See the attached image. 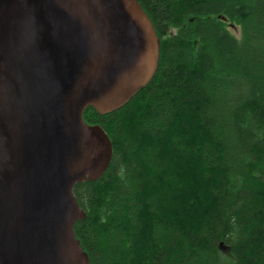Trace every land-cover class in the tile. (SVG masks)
<instances>
[{
	"label": "trees",
	"instance_id": "trees-1",
	"mask_svg": "<svg viewBox=\"0 0 264 264\" xmlns=\"http://www.w3.org/2000/svg\"><path fill=\"white\" fill-rule=\"evenodd\" d=\"M138 2L157 69L118 109L84 112L114 151L75 187L76 236L91 264H264V0Z\"/></svg>",
	"mask_w": 264,
	"mask_h": 264
},
{
	"label": "water",
	"instance_id": "water-1",
	"mask_svg": "<svg viewBox=\"0 0 264 264\" xmlns=\"http://www.w3.org/2000/svg\"><path fill=\"white\" fill-rule=\"evenodd\" d=\"M159 54L138 0H0V264H91L74 190L114 150L84 112L127 103Z\"/></svg>",
	"mask_w": 264,
	"mask_h": 264
},
{
	"label": "rangeland",
	"instance_id": "rangeland-1",
	"mask_svg": "<svg viewBox=\"0 0 264 264\" xmlns=\"http://www.w3.org/2000/svg\"><path fill=\"white\" fill-rule=\"evenodd\" d=\"M228 29L232 34L236 35L237 37L240 36V28L238 26L230 25Z\"/></svg>",
	"mask_w": 264,
	"mask_h": 264
}]
</instances>
